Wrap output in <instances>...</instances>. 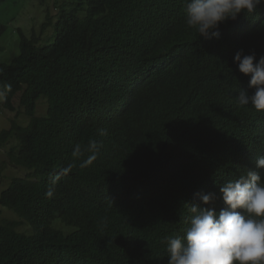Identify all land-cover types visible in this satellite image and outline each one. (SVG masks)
<instances>
[{
	"label": "trees",
	"instance_id": "trees-1",
	"mask_svg": "<svg viewBox=\"0 0 264 264\" xmlns=\"http://www.w3.org/2000/svg\"><path fill=\"white\" fill-rule=\"evenodd\" d=\"M34 1L47 2L15 4ZM12 2L0 0L1 17ZM56 7L39 33L17 29L19 55L0 63V108L16 113L0 148L14 143L10 162L26 171L0 194L21 220L0 218V264H167L165 240L184 234L187 203L219 195L264 156V115L236 104L251 89L233 62L241 50L264 56V4L220 25L218 39L186 27L184 0ZM90 139L102 148L81 168L87 153L73 149Z\"/></svg>",
	"mask_w": 264,
	"mask_h": 264
},
{
	"label": "clouds",
	"instance_id": "clouds-1",
	"mask_svg": "<svg viewBox=\"0 0 264 264\" xmlns=\"http://www.w3.org/2000/svg\"><path fill=\"white\" fill-rule=\"evenodd\" d=\"M264 0H184V24L204 39L219 38L220 25L235 21L241 14L255 15ZM238 71L249 77L248 91L235 98L241 109L251 108L264 115V56L238 51L234 56ZM100 135H106L100 130ZM102 144L90 139L85 147L77 144L74 157L86 158L81 168L98 158ZM216 192L198 193L188 204L189 216L183 235L165 240L167 264H264V156L253 169L225 182ZM50 190L46 196H52ZM221 207L217 210V202Z\"/></svg>",
	"mask_w": 264,
	"mask_h": 264
},
{
	"label": "rangeland",
	"instance_id": "rangeland-1",
	"mask_svg": "<svg viewBox=\"0 0 264 264\" xmlns=\"http://www.w3.org/2000/svg\"><path fill=\"white\" fill-rule=\"evenodd\" d=\"M56 1L57 0H47L45 7L34 1L21 9L20 7H16L15 0H13L10 9H8V11H6L2 17L0 15V21L9 20L8 29L0 40V63H9L14 57L19 55L20 37L16 33L18 28L23 29L28 36L32 35L33 32L39 33L41 26L46 22V7L50 9L51 15L56 17L59 12L58 8L56 7ZM13 17L17 18L12 19ZM47 35L48 37L43 41V44L53 43L55 37L53 36L54 30L52 28L47 31ZM46 112L47 104L45 101H41L38 106V115L41 116ZM15 117L16 113L3 111L0 108V133L4 129H8L10 127V121ZM28 120L29 119L25 115H21L19 122L23 125H26ZM13 145L14 143H11L5 148H0V171H2V176L0 177V194L11 178L24 177L26 175V171L24 169L15 168L10 162L8 151ZM0 218L21 221L12 211L7 208H3L1 205ZM20 230L24 232H30L31 228L28 224H24Z\"/></svg>",
	"mask_w": 264,
	"mask_h": 264
}]
</instances>
